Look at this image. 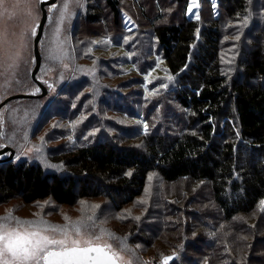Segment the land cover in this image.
I'll return each mask as SVG.
<instances>
[{"label":"trees","instance_id":"16d2710c","mask_svg":"<svg viewBox=\"0 0 264 264\" xmlns=\"http://www.w3.org/2000/svg\"><path fill=\"white\" fill-rule=\"evenodd\" d=\"M98 2L117 21L120 1ZM248 7L250 0H219V17L206 18L201 29L199 20L187 16L160 25L151 20L166 73L175 77L174 101L182 115L162 129L144 123L139 145L100 139L56 156L52 161L61 164V172L24 161L0 164V205L15 197L23 204L51 199L61 206L105 197L120 209L142 195L152 172L167 183L201 182L208 195L184 190L181 200L174 199L178 203L161 199L159 224H141L146 241L136 237L134 243L147 247L151 236L161 241L160 259L174 252L168 264H264L259 255L264 243V26L253 32L230 69L234 73L225 72L219 58L220 21L244 16ZM96 10L86 23L102 19L103 10ZM196 202L208 206L198 220L183 219L189 207L187 215L196 214ZM138 227L133 222L127 235Z\"/></svg>","mask_w":264,"mask_h":264},{"label":"rangeland","instance_id":"374dc122","mask_svg":"<svg viewBox=\"0 0 264 264\" xmlns=\"http://www.w3.org/2000/svg\"><path fill=\"white\" fill-rule=\"evenodd\" d=\"M40 1L6 0L0 28L16 33L10 36L16 47L5 45L9 52L19 48V37L27 36L30 27L38 26ZM119 1L117 21L98 0H79L78 5L70 4L71 14L62 23L59 16L64 0H57L55 9L48 13L39 42L42 61L37 74V78L45 83L47 95L36 102L13 100L0 110L3 121L0 123L3 127L0 142H7L15 151L8 163H36L46 172H61V164L52 161L56 156L100 139L118 145H139L142 141L139 131L144 129V123H149L152 130L162 129L182 115L174 101L175 77L166 73L153 37L154 24L151 20L160 25L187 16L199 20L201 29L206 18L219 17V0L215 3L213 0H198L199 8L193 7L192 13L198 11L199 19L195 14H189L192 0L180 3L173 0ZM95 9L103 10L102 19L94 24L86 23L84 18L89 12L93 14ZM159 11L161 17L156 20ZM263 26L264 0H250V7L244 16L220 21L219 58L225 72L234 73L230 69L237 64L238 56L249 45L253 32L257 33ZM57 28L60 29L58 36ZM33 37L28 38L27 49L22 50L23 59L15 72L7 79L0 76V85H3L0 87V102L17 93H40L31 80ZM58 44L63 49L62 53L57 50ZM53 55H60L61 58L52 59ZM176 125L173 123V126ZM7 156L4 154L2 158ZM206 186L189 180L167 183L152 172L148 174L142 195L120 209H116L114 203L105 197L82 198L73 206H61L51 199L23 204L20 197H15L0 205V217L11 211L21 221L42 218L50 224L63 226L81 220L87 224V217L92 216L94 226L88 230L96 235H100L101 230L114 234L119 239L104 235L103 241L112 244L114 250L131 259L133 264H168L173 260L171 255L174 252L170 251V255L160 259L156 249L157 245L162 246L161 241L151 236L147 247L134 243L136 237L146 241L141 224H159L157 209L161 208L160 202L164 197L168 196L166 200L171 204L178 203L174 201L176 198L182 199L184 190L187 195L196 193V197H202L208 195ZM93 205L99 207L93 209ZM195 206L198 209L191 218L187 215L190 207L185 209L186 215L180 216L185 220H198L199 211L208 203L196 202ZM65 216L69 220H65ZM133 222L138 224L139 230L130 237L126 230ZM9 223L14 224L15 221ZM259 244L260 259L264 260V243ZM125 246L131 251H125ZM166 257L172 259L165 260Z\"/></svg>","mask_w":264,"mask_h":264},{"label":"snow or ice","instance_id":"6c2138e0","mask_svg":"<svg viewBox=\"0 0 264 264\" xmlns=\"http://www.w3.org/2000/svg\"><path fill=\"white\" fill-rule=\"evenodd\" d=\"M5 3L6 0H0V17L6 11ZM70 4L78 5L79 0H64L60 9V23L71 14ZM55 7L53 5L49 10L52 11ZM193 7L199 8L198 0H192L188 11L189 14H195L199 19L198 11L192 13ZM36 27L38 26L30 27L27 36L19 37V48L14 52L6 50L5 45L11 48L16 47L10 39V36H15L16 33H9L6 28H0V76H5L7 79L19 67V63L23 59L22 50L27 49L28 38L36 35ZM59 31L60 29L57 28V36ZM57 50L59 53L63 52L59 44ZM51 58L60 59L61 56L53 55ZM162 87H166V85H162ZM2 122V117H0V123ZM260 203L261 210L264 211V201ZM92 207L95 209L99 205ZM65 220H69V217L65 216ZM87 220L89 221L87 224L81 220L61 226L50 224L42 218L21 221L9 211L8 215L0 217V264H133L131 259H126L120 252L114 250L112 244L103 241L104 235L111 236L113 239L119 238L104 230H101L100 235L90 232L88 229L94 226L91 223L94 217L89 216ZM10 221H15V223H9ZM124 250L131 251L126 246ZM169 259L172 258H165V260Z\"/></svg>","mask_w":264,"mask_h":264},{"label":"water","instance_id":"95a60500","mask_svg":"<svg viewBox=\"0 0 264 264\" xmlns=\"http://www.w3.org/2000/svg\"><path fill=\"white\" fill-rule=\"evenodd\" d=\"M56 3H57V0H41L40 1L41 16L38 22L36 35L33 37V51L32 52L34 55V65L31 71V79L39 88L40 93L38 94L17 93V94L10 95L0 102V110L4 106H6L8 102L13 101V100L41 99L47 95V89H46L45 83L37 78V74L39 72V68L41 66V61H42V57L40 54V48H39V42L43 36V31L45 28V24L47 22L48 13L52 12L49 9L52 8L53 5H56ZM2 129L3 127L2 125H0V135H1ZM4 154H8V156L5 158H2ZM14 154H15V151L11 147L5 144H1L0 145V164L8 163L11 159H13Z\"/></svg>","mask_w":264,"mask_h":264}]
</instances>
